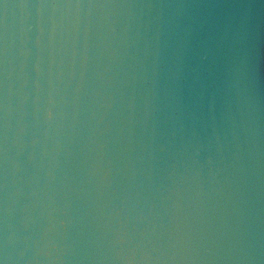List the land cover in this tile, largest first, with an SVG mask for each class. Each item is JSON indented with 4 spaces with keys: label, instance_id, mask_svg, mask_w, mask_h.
<instances>
[{
    "label": "water",
    "instance_id": "obj_1",
    "mask_svg": "<svg viewBox=\"0 0 264 264\" xmlns=\"http://www.w3.org/2000/svg\"><path fill=\"white\" fill-rule=\"evenodd\" d=\"M0 264H264V0H0Z\"/></svg>",
    "mask_w": 264,
    "mask_h": 264
}]
</instances>
